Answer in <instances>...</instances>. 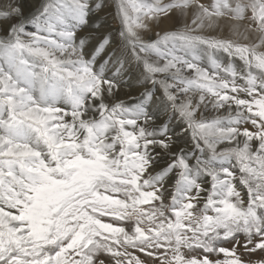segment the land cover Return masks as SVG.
<instances>
[{"label": "snow or ice", "instance_id": "obj_1", "mask_svg": "<svg viewBox=\"0 0 264 264\" xmlns=\"http://www.w3.org/2000/svg\"><path fill=\"white\" fill-rule=\"evenodd\" d=\"M115 4L0 0V264H264V0Z\"/></svg>", "mask_w": 264, "mask_h": 264}, {"label": "rangeland", "instance_id": "obj_2", "mask_svg": "<svg viewBox=\"0 0 264 264\" xmlns=\"http://www.w3.org/2000/svg\"><path fill=\"white\" fill-rule=\"evenodd\" d=\"M96 4H99L101 6V10H99L98 15L97 16H93L90 18V24L89 26L85 27L80 33V36H86L92 32H94L95 30L91 28V22L92 21H97L99 23H101L103 25V31L104 32H110L113 40L117 41V30L119 29L120 25L118 20L116 19V4H115V0H95ZM191 17H187L184 18L183 20H176V18L174 17L172 21H165L162 25H160L161 28H167V29H174L175 27H177L179 24H182L185 20L187 22H190ZM231 22L229 21H222V27H223V32H220L219 29H217L215 32H210V33H206V34H210V35H220L222 38L223 37H228V38H234L230 36L229 33V29H228V25ZM157 29L154 28L153 31H156ZM147 38V37H146ZM221 56L223 54H220ZM237 65H239V61L236 62ZM133 80L136 79V77L139 76V72L135 70V68H133ZM134 88L135 89H140V85L139 84H134ZM129 92L128 88H124L121 91L120 94V99H127V93ZM171 123L173 124V126L176 125V121L173 120L171 121ZM250 127V126H248ZM179 146L184 147L185 143H184V139H181L179 141ZM164 163H166V158L164 160H161V165H163ZM243 242V238H241V243ZM224 247L227 248H231L232 245L228 244V243H224L223 244ZM238 251L240 252V254L243 256L244 259H247V254L244 253L243 248L238 249ZM137 255H139V253H136ZM213 259H223V256H214Z\"/></svg>", "mask_w": 264, "mask_h": 264}]
</instances>
